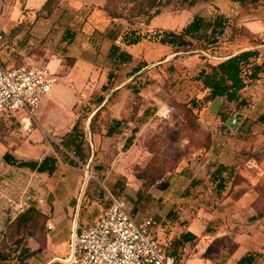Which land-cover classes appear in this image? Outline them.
Segmentation results:
<instances>
[{
  "label": "rangeland",
  "instance_id": "1",
  "mask_svg": "<svg viewBox=\"0 0 264 264\" xmlns=\"http://www.w3.org/2000/svg\"><path fill=\"white\" fill-rule=\"evenodd\" d=\"M138 2V0H109L104 8L85 7L84 12L91 9L89 20L92 19L91 16L93 15L95 16L94 20H92L93 22L106 20V23H108V18L111 15L127 16L131 12L129 10L130 8H137ZM180 6L182 4L180 0H177L172 7L174 9L167 11L172 12V14L160 16L159 18L157 16L148 18L141 13L139 17L132 19V22L135 23L134 28L140 29L142 32L143 28L141 27L150 25L156 19L157 24L166 25L176 31L191 21L196 14L203 15L206 20H211V26L206 29L202 28L200 31L201 34H204L201 35V40H193L190 46L181 49L184 50L182 52L173 53V49L170 48L173 57L169 61H166L168 55L159 51L157 49L158 47L152 41L144 40L132 48L134 59L136 58L135 60L132 59L126 65H121L120 67L113 66L111 60H109L108 48L117 39L120 40V46H123L124 43L120 37L113 38L115 32L105 33L107 38L106 41H103L101 34H93L92 28L89 25L84 27L77 46L70 51V54H75L81 60L85 57L89 58L94 56L93 62L95 69L90 74L93 78L89 79L90 84L88 83L86 88L88 89V85L90 86L91 84L93 87L87 95L80 97L82 101L76 105L80 113L78 122H81L88 115L91 108H93L92 105L99 92L114 87L115 80L112 81L111 85H105V89L101 90L100 85L95 80L97 72L103 76L109 71L114 72V70H117L116 77L118 75V80L121 81L125 77V74H130L138 61L144 60L147 62L146 67L141 71L140 79L135 75L127 83L129 88L140 85L143 96L137 94V91H125L126 88L121 94L123 99L128 97L127 104L130 107L137 104L151 109L150 114L147 115L146 123L140 127L134 124L128 125L126 126L127 130H121L124 133L122 135L124 140L133 134L138 149L133 154V158L124 159L125 156L123 154L117 156V149L119 148L121 150L124 144L122 139L120 140L121 146L114 149V152H109V154L113 153L110 154L112 156L106 154L93 158L92 160H86L83 164L87 167L81 172L79 170L81 166L77 158L71 152H66L58 143L59 141L51 134L50 127L53 124L56 125V122L58 124V119H63L64 121L68 118L66 117V106L63 102L67 96L66 92L60 91L58 94L55 93V88L58 85L55 84L53 91L50 90L43 97L39 108L34 112V117L38 123H41L39 118L40 112L43 110V113L48 116L47 120H49V125H42L48 134L45 136L41 132V137L44 138L43 142L45 143V139H47L52 147L50 151L57 152L59 157L65 161L67 159L73 161L72 164L75 169L62 166L59 174L49 179L50 182L35 175L33 178L34 185L32 187H25L21 191L11 192L10 195L15 200V203H20L21 200L37 202V198L41 194V189H43L48 193L44 194V198L50 200L53 190L59 186V183L62 186H70L72 185V180H76L77 182L80 179L79 176H81L87 183L85 188L87 190L86 192L89 193V197L94 195V197L102 198V202L104 203L107 191L114 194L122 189L121 197L125 199L128 207L131 208L135 198L134 192L136 187L140 184L139 182H142L140 180L138 185H136L134 183L135 177L137 174H141L144 178V191L147 192L145 194L153 196L154 200L148 202L147 210L143 213L162 216L166 210L163 206L175 202L170 209L172 216L177 217L179 215V217H184L186 216L184 213L185 210L181 208H183L182 204H185V198L181 195V190L183 191V187L193 174H189V171H195L194 168L198 167L199 169L201 168L202 172V170L204 171L206 169L205 167H207L206 165L208 163L214 161L212 163L214 165L219 161L226 163L232 162L230 166L233 167L234 172L227 184V190L235 197L242 195L244 192H251L253 193V198L251 197L249 199V195H246V197L242 196L240 205H233L232 199L228 200L226 198V203L222 205L224 206L223 210H218L219 212H215L216 210H214L208 215L204 214L201 211V207L207 210V208L214 206L220 199L213 192L210 182L207 181L202 182L198 188L199 191L191 197L190 202L196 203V206L200 205L201 207H197V212L209 216L211 220L216 221L218 218H226L227 223L229 222L230 225L227 224V227L223 226L221 230L233 232L238 240L243 242V245L264 253V218L250 219V214H255L256 210L258 212L264 207V126L255 123L256 121L254 119L258 115L257 112H252L250 118L246 117V114H243L242 124L244 122L245 124H252L251 129L248 130L247 125H242L238 135H229L218 129L220 117L215 114V111H212L211 107L201 113L199 110L203 106L199 109H191V103H189L191 98H194V100L201 98L197 97L200 91L198 85L191 82V78L198 71L197 68L200 62L206 59L215 63L221 56H226L244 46L246 47L251 42L250 40H257V35L264 30V0H247L243 5L233 4L229 0L214 3L195 1V4L188 8L181 9ZM140 9L146 14L155 11L157 5L147 7L143 4L140 6ZM93 10L96 12H93ZM134 12H137V10L135 9ZM218 15L224 17V26L217 19L215 20V17L217 18ZM77 19L80 22L82 18ZM89 36L93 38V44L90 43L92 40L88 39ZM206 40L212 42V44L208 46ZM204 47H207V50H202ZM59 48H62V45ZM32 51H34V57L38 61L40 59L39 57L45 52V49L43 47H35ZM203 53H206L210 57L215 56L217 59L207 58ZM20 56V54H16V58H14L16 62L13 65L25 63V61L19 58ZM69 60L70 57H67L64 61L63 70L68 69L70 65ZM40 63H43V61H33L34 65ZM63 70L54 71L58 77V83L62 79L61 75ZM76 71L85 74L87 73V67L85 65H79ZM75 79L73 75V79H71L74 82L73 84H76ZM61 83L63 84L62 81ZM118 83V86L122 85L121 82ZM250 95L253 97L252 94ZM174 101L181 102V105L173 107L175 105ZM224 104L221 109L227 113H232L233 106ZM160 109L162 113L166 111L167 113L164 116L158 114ZM61 124L63 123L61 122ZM35 127L36 125H34ZM19 128L8 116L0 118V137L9 138L20 136L21 132ZM213 128H217L215 130L217 133L215 131L213 132ZM212 132L214 133L213 135ZM36 135L37 133L34 134V136ZM24 136L27 137L28 134ZM89 148L92 149V147ZM122 152L124 151L121 150ZM122 156L124 157L122 158ZM113 159H116V164L113 165L112 172H121V174L125 175V180L121 177L123 175H112L111 173V176L106 177V175H101L96 169V166L100 168H103V166L111 167L114 161ZM214 165L210 166L211 171L215 168ZM2 172L3 170L0 168V173ZM4 179L0 176V189L6 187L4 186ZM47 183L49 187L46 185ZM122 185L123 187H121ZM50 189L53 190L49 191ZM3 191L5 190L0 191V253L4 248V232L10 223L9 220L16 214H19V209L8 207L6 201L9 194ZM27 195L29 196L28 199H26ZM60 195L64 197V193ZM79 197V194L74 197L76 203H78ZM251 200L253 201L251 203L252 205L250 204L251 208H249L247 206H249L248 202ZM100 204L101 202L98 203V205ZM73 208L74 205H66V210H61L60 217L57 219V232L55 234L56 247H46L41 243L39 237H37V235L41 234V230L46 228V223L42 218L36 233L37 235L33 237L39 246L36 247L35 242L30 238L26 241V244H29L30 248H35L33 253L30 252L24 257V260L28 264H46L50 260H54L52 264H62L59 260L65 258L69 253L68 239L70 238L75 221ZM177 211L178 213H176ZM142 216L143 214L139 212V214L135 215V218L140 219ZM166 230L170 231L168 223L163 221L158 230V238L163 244L166 242L164 239ZM225 242L227 243L228 241L225 240ZM228 247L231 248L228 245L227 249ZM7 264H16V261L13 259Z\"/></svg>",
  "mask_w": 264,
  "mask_h": 264
},
{
  "label": "crops",
  "instance_id": "2",
  "mask_svg": "<svg viewBox=\"0 0 264 264\" xmlns=\"http://www.w3.org/2000/svg\"><path fill=\"white\" fill-rule=\"evenodd\" d=\"M45 1L46 0H0V34H2V36H0V60L4 64H14L16 62L14 58H16V54L18 53V55H21L19 58L22 61L29 63H33V61H43V63L47 65L48 69L54 72L57 70H63V64H65V55H68L69 57L73 58V62L69 65L68 69L62 71L61 81L63 82V84L60 81L59 83H57L58 85L55 88V93L57 94L60 91L66 92L67 96L63 102L66 106V117L68 118L67 120H64L65 122L63 121V119H58V124L56 122V125L53 124L50 127L52 131V136L59 141L58 143L66 150V152H71L73 154L71 149H66L63 146L65 144V137L71 131L75 122L79 119L80 113L76 105L77 103H81L82 100H80V97H84L85 95H87L93 87L91 84V87L88 85V89L86 88L87 84H90L89 79L93 78L90 76V74L92 71H94L95 67L93 62L94 56L89 58L85 57V60H81V58L76 56L75 54H70V51L71 49L77 46L78 41L81 39L82 31H84L83 29L87 25L92 28L93 34H101V38L103 39V41H106V34H108L109 32H115V35H113L114 39L117 37H120L121 39L120 33L123 28L126 29L128 27V24L123 18L110 17L108 18V23H106V20H97L98 22H93L92 20H94L95 16L92 15V19L89 20L90 11L92 10L89 9L88 11L84 12L85 7L104 8L105 4H107L109 0H59L57 7L48 16L43 15L44 13L41 11V7L45 3ZM218 1L220 2L223 0H213L207 2L214 3ZM93 12L96 11L93 10ZM102 12H104V10H102ZM169 14H172V12H164L157 15V17L159 18L160 16H165ZM77 18L82 19L79 22ZM156 20H154L150 25H146L145 27H148L150 29H173L163 24H157ZM66 28H70L74 32V38L71 43L66 47L68 50L67 53H63L62 49H60L59 46H64L63 43H60V38ZM103 29L105 30V32ZM88 39L92 40L90 43L93 44V38L89 36ZM141 42L137 44H140ZM47 45L48 47H46ZM112 45L118 47L120 51L129 54L131 56V60L136 59H134V53L132 51V48L136 45L127 46L123 44V46H120V40L118 39L113 44H111V46ZM155 45L156 47H158L157 49L159 51L164 52V54L168 55V57H166V61L172 59L173 56L171 55L169 46L161 44ZM35 47H43V49H45V52L39 57L40 59L38 61L37 58L34 57V51H32ZM249 48H254L258 52L256 64L263 63L264 45H259L257 40H255V43L250 42L246 47L244 46L243 48L238 49L233 53ZM229 55L230 54L226 56H221L220 58H218V61L227 58ZM210 58L214 60L217 59L215 56H212ZM109 60H111L113 66L119 67L121 65H126V63L130 62L128 61L126 63H121L115 55H109ZM209 62H211V60H209ZM79 65H85L87 67V73L84 74L83 72L79 73L78 71H76L77 66ZM114 74V87L99 92L97 97H95L94 103L92 105L93 108H91L88 115L81 122L78 123V128L83 130V146H87L86 160H92L93 158L100 157L101 155L103 156L106 154L112 156L110 154L113 153L109 154V152L121 146L120 140L123 139L122 135L124 134L123 132H121L122 129L127 130L126 126L132 124L137 127H140L141 125L147 122L145 120L143 123H140V120L144 118V113L147 108L137 104L135 106L130 107L127 104L128 97L123 99L121 96L125 88V91H137V94L143 96V91H141L142 89H140L139 87H128L127 83L130 81V78L132 76L125 74V77L122 78L121 81H119L118 75L116 77L117 70H114ZM73 75L76 78V84H73L74 82H72L73 80H71L73 79ZM138 79H140V76H138ZM95 80L100 85L101 89L102 85H104L106 82V75L101 76L97 72ZM118 82H121L122 85L118 86ZM53 89L54 87L51 89V91H53ZM205 93V91H199L197 97H203ZM250 94H252L253 97H251ZM99 98H102V100L99 101ZM240 100L241 102H239L235 106L233 105V103L229 104L230 106H233L231 116L235 113H241L246 114V117L250 118V114H252V112H257L258 115L264 112V74H259L258 77L255 79L254 83L245 87L242 90L239 101ZM245 100H248V102L250 101L249 104H251V106L249 108L247 107V105H244ZM224 103L226 102L224 101L223 97H215L213 100L205 103V105H203V108L199 111L203 113L204 110L211 107L212 111H215V114L219 116L218 112L221 110V107L225 105ZM96 112L98 113V119L90 123L91 117ZM231 116L228 117L225 122L220 121L218 129L221 132H225L226 134L236 135L237 132H234L233 127L230 125ZM257 116L254 119L256 121L255 123L264 126V123H260L257 121ZM47 117L48 116L45 115L42 110L39 115L41 123H38L35 119V128L33 127L30 131H23L21 128H19L21 132L20 136L9 138L0 137V168L3 170V172L0 173V176L2 178H5L4 186L6 187L3 188L5 190L3 192L9 194L7 196L6 201L8 207L19 209V213H21L27 207L34 206L42 214L43 220L46 223V228L41 230L40 235L36 234L37 237H39L41 243L46 247H56L57 242L55 239V234L57 232V219L60 217L61 210H66V205H74L73 214L75 221L73 223V226H75L77 229H80L92 223L97 214L105 209L106 201H104L103 203L102 199H98V197H94V195H91V197H89V193L86 192L87 190L85 188V185L87 183L81 176H79L80 179L79 181L77 180L78 183L76 182V180H72V185L70 186L63 185V188L61 183H59V186L55 187L54 190L52 189V198L50 200L48 198H44V194L48 193L41 189V194L37 198V202H27L26 200H21V202L23 201L22 203H15V200L11 197L10 193L14 191L18 192L19 190L21 191L25 187H32L34 185L33 178L35 175L40 176L41 178L45 179V181H49L51 177L56 174H59L62 169V166L75 169L72 164V161L68 159L67 161H65L63 158L59 157V154L57 152L50 151L52 147L47 139H45V143L43 142L44 138L41 137V132L45 136L48 135L47 131L44 129V126H42L49 125V120H47ZM114 120L121 121V126L118 128L117 131L111 133V135H107L106 131L112 126V122ZM61 122L63 124H61ZM243 125H247L248 130L252 127V124H245V122ZM216 129L217 128H215L213 132ZM226 129H230V133H228ZM213 132L212 135L214 134ZM35 133H37L36 136H34ZM215 133H217V131H215ZM27 134V137L24 136ZM123 141L125 144L126 139H123ZM89 147H92V149ZM117 150V156L123 154L125 156L124 159H129L130 157L133 158V154L136 153V151L138 150L134 141V137L132 143L128 148L123 149V146L121 147V150L124 152L121 153V150H119V148ZM5 152L11 154V156H13L18 161H38L46 155H52L57 160L56 169L52 173V175H48L47 173H38L28 168H19L14 165H9L5 163L2 159V156ZM124 156H122V158ZM113 160L114 161L112 162L111 167L103 166V168H100L99 166H96V169L99 173H101V175H106V177L111 176V173L112 175L120 174L125 176L124 174H121V172H112L113 165L116 164V159ZM77 161L81 166L79 170L82 172L86 169L87 166L84 165L81 161ZM212 163H208L206 165L207 167H205L206 169L204 171L202 170V172L201 168L199 169L198 167L194 168L195 171H193L192 169V171H189V174H193L183 187V191L181 190V195L185 198V204H182L183 208L181 209L185 210L184 213L186 214V216H172L170 209L171 207H173V204L175 202L163 206L166 209L164 211V215H154L156 218L162 219L161 224L163 223V221H166L168 223L170 231L166 230L164 233V239L166 240L165 243H170L173 239L177 238L182 232H191L196 235L197 239L195 241L185 243L183 248L180 250L179 264H237V261L243 255L248 254V252H259L264 256V253L258 251L257 249L243 245V242H241V240L239 241L237 236L233 232H226L221 230L223 226H226L227 224L230 225L229 222L227 223L226 218H218L216 221L211 220L209 216L197 212V207H201L200 205L196 206V203L194 204V202H190L191 197H193L196 192L199 191L198 188L202 183L197 187H189V183L197 178H201L203 180L202 182L209 181V176L212 173V171L210 170V166L214 165ZM219 163H223L225 165L232 164V162L226 163L224 161H219ZM134 183H136L137 185L136 180ZM80 184H82L81 187H79ZM46 185H48V183ZM210 185L213 190L211 182ZM3 189H0V191H2ZM227 189L228 187L226 186L224 191L221 192L220 199L215 203L214 206L207 208V210H205L204 207H201V211L204 214L208 215L214 210H216L215 212H219L218 210H223L224 206L222 205L226 203V198L228 200L232 199L231 201L234 203L233 205H240V202L242 201V196L246 197V195H249V199L251 197L253 198V193L251 192H244L238 197H231ZM52 190L50 189L49 191ZM63 193L64 197L60 195ZM78 194L80 197L78 203H76L74 197H76V195ZM28 198L29 196L27 195L26 199ZM252 201L253 200L248 202L249 206L247 207L251 208ZM99 202H101L100 205H98ZM176 213H178V211ZM17 215L18 214L11 218L9 222H11ZM253 216L254 214H250L251 220H255ZM178 219L180 220L177 221ZM176 231L178 232L176 233ZM30 239L35 242L36 247L39 246V244L36 243V240L33 239V237H30ZM225 240H227L228 242L226 243ZM213 244H215V246H213ZM226 245L231 246V248L228 247L227 249ZM26 246L29 247V253L34 252L35 248H30L29 244H27ZM50 261L46 264H52L54 260L51 262ZM251 264H264V260L263 258H257Z\"/></svg>",
  "mask_w": 264,
  "mask_h": 264
},
{
  "label": "trees",
  "instance_id": "3",
  "mask_svg": "<svg viewBox=\"0 0 264 264\" xmlns=\"http://www.w3.org/2000/svg\"><path fill=\"white\" fill-rule=\"evenodd\" d=\"M137 8H130L131 12L125 15H111V18H123L128 27L125 29L123 28L120 36L121 41L129 46V45H136L137 43L150 40L155 44H161L169 46L173 49V53L175 52H182L183 48L190 46L193 40H201V30L202 28L206 29L211 26V20H206L203 15H194L193 19L183 25L179 30L173 29H164V28H148V27H141L143 28V32L140 29L134 28L135 23L132 22V19L135 17H139L142 13L143 15L147 16L148 18H152L157 16L161 13L167 12L169 10H173V5L177 0H138ZM179 1V0H178ZM195 1H213V0H180L182 6L181 9L188 8L189 6H193ZM237 5H243L247 0H229ZM59 0H46L43 6L41 7V11L44 13L43 15H50L53 10L57 7ZM145 5L147 7H152L153 5H157V9L153 12L144 13L140 6ZM139 6V9H138ZM135 9L137 12H134ZM223 18V19H222ZM221 22L224 26V17L217 16L215 20ZM133 27V28H129ZM139 27V26H138ZM147 30H146V29ZM145 29V30H144ZM222 29V28H221ZM147 33H146V32ZM74 38V32L70 28H66L64 33L60 38V43H63L62 52L67 53V46L71 43ZM251 42L255 43V40H250ZM206 44L211 45L212 42L206 40ZM60 47V46H59ZM207 47H204L202 50H207ZM207 58L210 57L206 53H203ZM109 55L117 56L119 62L126 63L131 61V56L126 52L120 51L118 47L112 45L109 48ZM69 57L65 55L66 58ZM258 57V52L254 48L245 49L236 53H231L227 58L219 60L217 62H209L208 60L204 59V61L198 64V71L194 77L191 78V82L198 85L200 91H205V95L194 100L191 98L189 100L190 108H202L205 103L213 100L215 97H223L224 101L227 104L233 103V105H237L239 98L241 97L242 90L251 85L255 82V79L258 77L259 74H264V62L261 64H256V58ZM203 59V58H202ZM70 64L73 62V58L70 57L69 60ZM3 63V62H2ZM203 63V64H202ZM4 64V63H3ZM6 66H15L13 64H4ZM147 62L144 60H140L134 66L129 76H140L141 71L145 68ZM115 77L114 72L109 71L106 74V82L102 85L101 89H105V85H111L113 78ZM139 87L140 85L134 86ZM106 90V89H105ZM102 98H99L101 101ZM181 102L174 101L173 107L180 106ZM183 103V102H182ZM249 102L245 100L244 105H247ZM151 109L147 108L144 113V120L141 119L140 123H143L147 115L150 114ZM220 121L225 122L228 117L231 116V113H227L222 109L218 112ZM98 113L96 112L90 119V123L94 122L98 119ZM12 119L16 125L19 126L18 121L14 118ZM77 120L73 125L71 131L65 137V144L63 145L66 149H71L73 155L77 157V160L81 161L82 163L86 161L87 156V146H83V131L78 128ZM257 121L260 123H264V112L257 116ZM242 123L239 126L237 135L240 133V129L242 127ZM121 126V121L114 120L112 122V126L108 128L106 131L107 135H111V133L118 130ZM80 129V130H79ZM228 133H230V129H226ZM133 140V134L126 138L125 144L123 145V149H126L130 146ZM2 159L5 163L9 165H14L19 168H28L32 171L38 173H47L48 175H52V173L56 169V158L52 155H46L41 160H31V161H18L16 160L11 154L5 152L2 156ZM73 162V161H72ZM215 168L212 170V173L209 176V181L212 183L213 191L215 195L221 196V192L224 191L226 188L229 180L232 177L234 172L233 167L230 165H225L223 163L217 162ZM124 180V176H121ZM140 184L136 187L134 192V202L132 203V207L127 208L129 212L135 216L141 212L143 214L142 217L147 216L148 214L143 213L147 210L148 202L154 201L153 196L146 195L144 187V178L141 174H137L135 177ZM201 178L194 179L192 182L189 183V187H197L202 183ZM126 186V183H125ZM123 187V185L121 186ZM124 191V190H123ZM229 192V191H228ZM244 192V191H243ZM146 193V194H145ZM230 193V192H229ZM112 194V193H111ZM122 189L117 191L116 193L112 194L115 198L123 199L121 197ZM232 197L231 193L229 194ZM238 197V196H237ZM99 199V197H98ZM102 199V198H101ZM125 201V199H123ZM106 201V200H105ZM126 202V201H125ZM107 204V201H106ZM127 204V202H126ZM264 217V207L257 212L253 216L254 219L256 218H263ZM42 214L34 207L29 206L23 212L19 213L7 226V229L4 232V248L0 253V264H7L11 262L13 259L16 261V264H28L24 257L29 253V247L26 245V241L30 237H35L38 228L42 221ZM197 239L196 235L191 232H182L177 238L173 239L170 243L164 244V251L166 254L172 255L175 259V264H179L180 260V250L183 248L185 243L193 242ZM257 258H263L264 256L259 252H248V254L243 255L238 261L237 264H251Z\"/></svg>",
  "mask_w": 264,
  "mask_h": 264
},
{
  "label": "built area",
  "instance_id": "4",
  "mask_svg": "<svg viewBox=\"0 0 264 264\" xmlns=\"http://www.w3.org/2000/svg\"><path fill=\"white\" fill-rule=\"evenodd\" d=\"M256 39L259 45H264V30ZM57 83L58 77L44 63L6 66L0 60V118H14L23 131H30L35 123L34 112ZM250 106L248 103L247 107ZM166 113L158 111L163 116ZM242 119L241 113L231 116L234 132ZM106 195V207L92 223L80 229L73 226L69 253L59 261L62 264H175L174 257L165 253L158 238L162 219L154 215L136 219L123 199L108 191Z\"/></svg>",
  "mask_w": 264,
  "mask_h": 264
}]
</instances>
